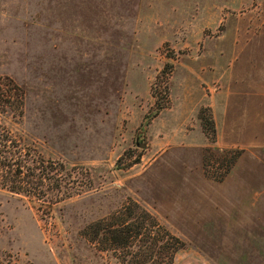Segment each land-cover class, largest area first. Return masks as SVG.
Listing matches in <instances>:
<instances>
[{"label": "rangeland", "instance_id": "374dc122", "mask_svg": "<svg viewBox=\"0 0 264 264\" xmlns=\"http://www.w3.org/2000/svg\"><path fill=\"white\" fill-rule=\"evenodd\" d=\"M0 77L52 171L0 190V264H121L89 228L129 199L185 242L173 264H264V0H0ZM206 149L239 173L207 179Z\"/></svg>", "mask_w": 264, "mask_h": 264}, {"label": "trees", "instance_id": "16d2710c", "mask_svg": "<svg viewBox=\"0 0 264 264\" xmlns=\"http://www.w3.org/2000/svg\"><path fill=\"white\" fill-rule=\"evenodd\" d=\"M24 99L20 86L8 77H0V190L20 196L35 195L40 190L38 184L50 179L45 173L52 174L43 159L32 155L25 141L13 137L6 126L9 117L23 119ZM199 119L203 129L212 133L213 142L215 127L211 115L206 120L202 111ZM216 155L211 149L205 150L203 172L207 179L222 183L239 155L229 151L218 154L220 166L225 167L221 175H214L208 162ZM89 229L93 240L100 241L113 256H119L121 264H173L176 254L185 247V242L162 225L156 215L131 199L117 213Z\"/></svg>", "mask_w": 264, "mask_h": 264}, {"label": "crops", "instance_id": "0c3cea01", "mask_svg": "<svg viewBox=\"0 0 264 264\" xmlns=\"http://www.w3.org/2000/svg\"><path fill=\"white\" fill-rule=\"evenodd\" d=\"M238 160H239V158H238ZM240 161V160H239ZM238 162V161H237ZM237 165H235V167L234 168H232V171L230 172V177L232 178L233 177V174H235V173H239V171H240V167H238L239 166V162L238 163H236ZM244 170V173H245V176H246V178H248V176L249 175H253V171L252 170H250V169H248V167H247V169H245V168H243ZM238 171V172H237ZM262 175L260 174V177H261ZM241 177V176H240ZM238 178V177H237ZM233 179H231V181H232ZM248 180V179H247ZM229 181V180H228ZM230 181V182H231ZM227 182V181H226ZM212 183V182H211ZM213 184H216V183H213ZM244 184V183H243ZM240 185L239 187H238V189L240 188V187H245L244 185ZM232 185H234V181L232 182ZM208 198H206V200H207V203L209 204V205H211V210H213L214 208H213V205H215L216 203H217V200H215V199H213L212 197H209V196H207ZM249 205H250V200L249 199H245L244 197H243V199H239V201H238V212L239 211H242L243 209L245 210V212L246 211H248L249 209H250V207H249ZM236 211L235 212H237V209L236 208H234ZM208 210H210L209 208H206V211H208ZM230 210H232V209H230ZM232 228V230H236L237 232H236V235L237 234H242V231H240V230H238V227H231ZM206 229L207 230H209V229H212V228H210V227H206Z\"/></svg>", "mask_w": 264, "mask_h": 264}]
</instances>
